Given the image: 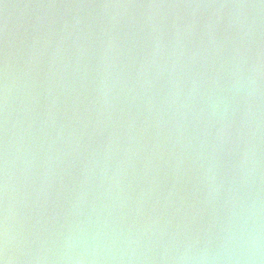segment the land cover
Returning <instances> with one entry per match:
<instances>
[{
  "label": "water",
  "instance_id": "1",
  "mask_svg": "<svg viewBox=\"0 0 264 264\" xmlns=\"http://www.w3.org/2000/svg\"><path fill=\"white\" fill-rule=\"evenodd\" d=\"M0 260L264 264V0H0Z\"/></svg>",
  "mask_w": 264,
  "mask_h": 264
},
{
  "label": "clouds",
  "instance_id": "2",
  "mask_svg": "<svg viewBox=\"0 0 264 264\" xmlns=\"http://www.w3.org/2000/svg\"><path fill=\"white\" fill-rule=\"evenodd\" d=\"M0 264H6L5 260H0Z\"/></svg>",
  "mask_w": 264,
  "mask_h": 264
}]
</instances>
